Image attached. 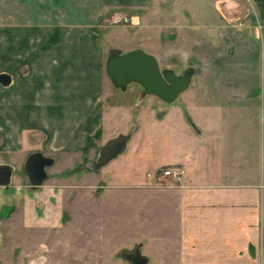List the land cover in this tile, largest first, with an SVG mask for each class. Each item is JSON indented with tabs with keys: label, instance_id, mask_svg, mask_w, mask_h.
Listing matches in <instances>:
<instances>
[{
	"label": "rangeland",
	"instance_id": "obj_1",
	"mask_svg": "<svg viewBox=\"0 0 264 264\" xmlns=\"http://www.w3.org/2000/svg\"><path fill=\"white\" fill-rule=\"evenodd\" d=\"M230 2L235 3L232 11L226 6ZM71 5L67 0H0V26L6 22L67 23L76 19L80 22V18L67 14L71 13ZM7 8L13 13L18 8L24 16L16 15L12 20L4 16ZM145 20L157 26L144 29L124 20L100 32L103 45L122 53L141 48L156 56L163 70L170 69L182 75L194 67L198 68L197 75L178 100L168 104L152 95L142 97L144 88L139 83H131L125 89L117 87L107 75L108 54L105 70L107 82L112 81L113 93L107 97L106 92L108 133L105 138L95 141L86 154L48 155L55 158L56 163L48 169V180L38 188L31 186L24 171L29 156L3 157L0 153V162L6 159L17 166L19 171L14 175V186L23 184L27 196L24 209L21 207L22 195L18 200L0 205V210L8 205L0 217V264H131L125 259V253L134 252L140 244L149 264H166L168 256L176 255L171 249L175 248L178 237V205L176 196L165 188L169 180H161L160 175L169 168L168 165L175 164L172 160L196 147L195 136L184 132L180 122L183 120V124L193 129V101L200 87H227L231 82L228 73H235V69H230L235 64H244L256 73V78L251 77L253 84L264 85V56L251 52L245 60L235 55L228 58L230 22L244 27L255 37L254 44L260 51L263 38L259 22L264 24V8L259 0H162L145 13ZM162 30L163 35L160 34ZM172 33L174 37L167 40L172 43L169 44L172 49H166L165 57L161 58L157 54L161 50L164 52L161 39ZM179 43L180 49H177ZM216 56H219L218 76L201 74L199 69L205 64L203 58ZM217 93L220 94L219 90L215 91ZM252 94H256V101L261 106L262 88ZM216 100L221 102L220 97ZM229 105L226 110L222 103L217 112L208 110L203 115L210 119L216 113L214 118L221 120L228 113V135L232 133L234 138L245 124L237 121L240 117L235 109L238 107ZM173 109L176 111L172 119L159 117L163 111ZM257 115L263 119L264 109L261 108ZM224 121L223 118L219 122ZM135 127L125 153L100 171L88 169L87 163L97 158L99 150L109 140V133L113 132L115 137L119 133L127 134ZM229 139L228 150L245 144ZM29 150L27 147L25 154ZM155 185L158 187L152 188ZM13 195L14 191L5 197L9 199Z\"/></svg>",
	"mask_w": 264,
	"mask_h": 264
},
{
	"label": "crops",
	"instance_id": "obj_2",
	"mask_svg": "<svg viewBox=\"0 0 264 264\" xmlns=\"http://www.w3.org/2000/svg\"><path fill=\"white\" fill-rule=\"evenodd\" d=\"M68 1L72 5L71 13L67 14L80 18V22L77 19L67 23L6 22L0 26L1 73L14 77L10 87L0 88V153L3 157L30 156L34 152L46 156L82 155L92 149L95 141L105 138L108 133L106 92L107 97L113 93L112 81L107 82L105 63L112 49L103 45L100 32L124 20L144 29L157 26L145 20V13L162 0ZM233 4H226L228 11L235 8ZM18 8L16 13L7 8L3 14L12 20L16 15L24 16ZM230 24L228 58L237 56L245 60L251 52L264 56V32L260 52L254 44L255 37L244 27ZM160 34L165 32L162 30ZM170 35L161 39L164 52H157L161 58L165 57L166 49H172L169 46L172 43L167 40L174 34ZM218 57L203 58L205 64L199 69L200 73L218 76ZM193 69L194 79L198 68ZM230 69H235V73L229 72L228 80L237 84L230 82L231 86L227 87L207 85L198 89L193 101L195 116H191L193 129L181 119L183 131L195 136L196 147L180 154L172 160L175 164L168 166L182 167L184 175L180 180L163 177V172L160 175L161 180H169L165 188L176 196L179 212L177 243L171 249L176 255L168 256L166 264H264V118L257 115L264 109V85L253 84L251 77L256 78V73L244 64H235ZM258 88H262L261 106L256 94H252ZM217 90L220 94H215ZM222 103L226 110L228 103L238 107L235 111L238 110L240 118H235L245 124L234 138L232 133L228 135V113L222 117L223 123L219 122L222 119L214 118L216 113L210 119L203 115L208 110L217 112ZM114 110L116 108L112 116ZM175 111H163L159 117L172 119ZM113 135L109 133L107 139ZM229 137L245 144L228 150ZM27 147L30 150L25 154ZM0 163L12 164L15 173L19 171L13 161L5 159ZM14 184L0 187V205L18 200L22 195L24 209L25 186ZM13 191L11 198L5 197ZM7 207L2 206L0 217Z\"/></svg>",
	"mask_w": 264,
	"mask_h": 264
},
{
	"label": "water",
	"instance_id": "obj_3",
	"mask_svg": "<svg viewBox=\"0 0 264 264\" xmlns=\"http://www.w3.org/2000/svg\"><path fill=\"white\" fill-rule=\"evenodd\" d=\"M109 78L122 89L131 83H139L144 88L142 97L152 95L165 103L174 104L180 95L186 91L194 77V69H187L178 75L173 70L161 69L156 56L141 49H133L126 53L110 50L106 65ZM14 77L7 72L0 73V88L12 85ZM136 127L129 133H119L109 139L99 150L97 158L87 163L89 170L97 172L117 159L128 149ZM56 163L55 158L42 152L32 153L25 162L24 171L32 187H41L49 178L48 169ZM16 168L12 164L0 163V187H10ZM125 259L131 264H148V259L142 254V244L136 252L125 253Z\"/></svg>",
	"mask_w": 264,
	"mask_h": 264
},
{
	"label": "built area",
	"instance_id": "obj_4",
	"mask_svg": "<svg viewBox=\"0 0 264 264\" xmlns=\"http://www.w3.org/2000/svg\"><path fill=\"white\" fill-rule=\"evenodd\" d=\"M259 29L261 33L264 32V24H262L261 22H259ZM184 173L185 171L182 167H169L163 171V177H172L180 180Z\"/></svg>",
	"mask_w": 264,
	"mask_h": 264
},
{
	"label": "trees",
	"instance_id": "obj_5",
	"mask_svg": "<svg viewBox=\"0 0 264 264\" xmlns=\"http://www.w3.org/2000/svg\"><path fill=\"white\" fill-rule=\"evenodd\" d=\"M259 4L262 8H264V0H259Z\"/></svg>",
	"mask_w": 264,
	"mask_h": 264
},
{
	"label": "flooded vegetation",
	"instance_id": "obj_6",
	"mask_svg": "<svg viewBox=\"0 0 264 264\" xmlns=\"http://www.w3.org/2000/svg\"><path fill=\"white\" fill-rule=\"evenodd\" d=\"M136 249H137V248H136ZM134 252H136V250H135Z\"/></svg>",
	"mask_w": 264,
	"mask_h": 264
}]
</instances>
